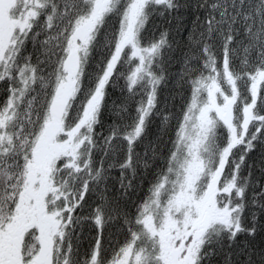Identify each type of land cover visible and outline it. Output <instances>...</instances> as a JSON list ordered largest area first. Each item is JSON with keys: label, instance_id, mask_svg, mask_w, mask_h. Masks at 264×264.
I'll list each match as a JSON object with an SVG mask.
<instances>
[{"label": "snow or ice", "instance_id": "obj_1", "mask_svg": "<svg viewBox=\"0 0 264 264\" xmlns=\"http://www.w3.org/2000/svg\"><path fill=\"white\" fill-rule=\"evenodd\" d=\"M0 95V264H264V0H0Z\"/></svg>", "mask_w": 264, "mask_h": 264}, {"label": "trees", "instance_id": "obj_2", "mask_svg": "<svg viewBox=\"0 0 264 264\" xmlns=\"http://www.w3.org/2000/svg\"><path fill=\"white\" fill-rule=\"evenodd\" d=\"M149 27H151V24L149 25ZM119 95H120V93H119V92H116V93H115V96H117V97H118ZM2 98H3V97H2V95H0V99H2ZM141 195H143V193H141ZM84 231H85V235H87L88 229H87V228H85V230H84Z\"/></svg>", "mask_w": 264, "mask_h": 264}]
</instances>
